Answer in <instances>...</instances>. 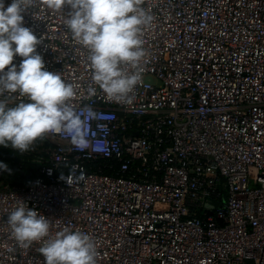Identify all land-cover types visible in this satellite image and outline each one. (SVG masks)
<instances>
[{
  "label": "built area",
  "instance_id": "1",
  "mask_svg": "<svg viewBox=\"0 0 264 264\" xmlns=\"http://www.w3.org/2000/svg\"><path fill=\"white\" fill-rule=\"evenodd\" d=\"M141 7L153 21L131 104L93 84L88 51L64 24L69 6L36 0L22 13L45 69L98 119L84 150L58 134L26 152L9 145L21 157L0 159V264H44L43 242L21 246L7 223L20 200L47 218L49 237L88 234L96 264H264V0Z\"/></svg>",
  "mask_w": 264,
  "mask_h": 264
},
{
  "label": "clouds",
  "instance_id": "2",
  "mask_svg": "<svg viewBox=\"0 0 264 264\" xmlns=\"http://www.w3.org/2000/svg\"><path fill=\"white\" fill-rule=\"evenodd\" d=\"M35 3L36 0H12L5 8L0 0V146L10 145L26 152L38 139L58 134L84 150L89 146L90 121L98 119V114L90 106H74V86L66 83L59 72L45 69L43 58L36 51L41 39L23 26L22 13ZM42 3L54 11L71 8L64 24L75 42L88 51L93 84L108 100L131 104L142 79V30L153 21L141 7L144 0ZM15 56L22 58L18 66L13 63ZM95 93V87L88 89L89 96ZM13 94L25 99L10 106ZM0 170L7 171L8 166L0 162ZM7 223L21 246L43 242L39 251L44 264H96V246L88 234L64 228L49 237L47 218L22 200L8 215Z\"/></svg>",
  "mask_w": 264,
  "mask_h": 264
},
{
  "label": "trees",
  "instance_id": "3",
  "mask_svg": "<svg viewBox=\"0 0 264 264\" xmlns=\"http://www.w3.org/2000/svg\"><path fill=\"white\" fill-rule=\"evenodd\" d=\"M21 157L20 153L14 151L10 147L0 146V159L18 160ZM26 163L24 162V165Z\"/></svg>",
  "mask_w": 264,
  "mask_h": 264
},
{
  "label": "rangeland",
  "instance_id": "4",
  "mask_svg": "<svg viewBox=\"0 0 264 264\" xmlns=\"http://www.w3.org/2000/svg\"><path fill=\"white\" fill-rule=\"evenodd\" d=\"M144 78H145V79H149V80H151V81H154V79H153L151 76H145Z\"/></svg>",
  "mask_w": 264,
  "mask_h": 264
}]
</instances>
